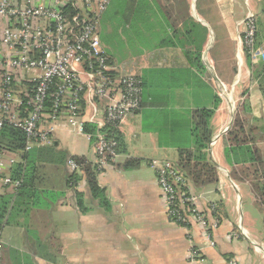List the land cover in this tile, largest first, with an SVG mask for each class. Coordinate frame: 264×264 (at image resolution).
<instances>
[{"label":"crops","instance_id":"1","mask_svg":"<svg viewBox=\"0 0 264 264\" xmlns=\"http://www.w3.org/2000/svg\"><path fill=\"white\" fill-rule=\"evenodd\" d=\"M249 14L264 33V0H112L99 19L102 48L116 78L135 76L142 85L140 109L118 129L123 150L97 175V196L81 171L75 187L68 184L67 160L94 164L96 155L92 136L64 118L51 145L24 151L26 161L11 153V172L21 164L26 177L17 190L0 186L1 264H264L263 233L241 207L250 188L230 178L220 136L223 92L232 83L236 89L245 74L241 43ZM5 25L0 21V31ZM259 43L264 53V36ZM31 90L25 72L16 76L20 98ZM214 98L211 140L220 137L210 140L207 153L218 168L217 183L193 190L197 207L218 222L210 247L193 220L177 224L167 217L149 163L175 166L179 133L187 135L193 113L210 109ZM132 160L138 163L128 167Z\"/></svg>","mask_w":264,"mask_h":264},{"label":"built area","instance_id":"2","mask_svg":"<svg viewBox=\"0 0 264 264\" xmlns=\"http://www.w3.org/2000/svg\"><path fill=\"white\" fill-rule=\"evenodd\" d=\"M111 1L0 0V21L7 22L0 31V129L9 124L20 130L26 138L25 152L34 146L51 145L56 123L64 118L79 132L84 122L95 125L94 166L98 171L116 158V142L105 131L118 129L139 109L142 89L135 76L113 75L102 48L98 20ZM66 8L76 13L70 16ZM244 25L243 48L264 61L263 51L254 48V16L249 14ZM23 72L33 88L20 98L15 91L16 76ZM81 112L86 114L83 121ZM15 163V156L0 149V186L20 187L21 182L11 176ZM149 165L156 172L167 217L177 224L193 220L204 241L213 247L218 222L197 207L199 197L185 177L167 161H151ZM67 167L71 174L79 171L70 159ZM1 256L0 231V264Z\"/></svg>","mask_w":264,"mask_h":264},{"label":"trees","instance_id":"3","mask_svg":"<svg viewBox=\"0 0 264 264\" xmlns=\"http://www.w3.org/2000/svg\"><path fill=\"white\" fill-rule=\"evenodd\" d=\"M66 12L70 14V16L76 13L75 10L67 8ZM256 27L257 32L255 35L254 48L257 50L260 48L259 38L261 39L264 33L261 32V26L258 27L257 20ZM243 51L245 63L250 69L251 75H256V71H253V61L257 60V57L252 56L245 48H243ZM254 57L255 59H253ZM107 62H109V59ZM256 62L258 64L257 66H264V61ZM195 63L199 66L198 59ZM261 73L264 74V71H261ZM113 79L116 80L114 76ZM257 79L258 76L256 77V80ZM31 86L33 88V84H31ZM140 86L142 89L141 83ZM218 103L219 100L214 98L210 109L196 110L193 113V127L190 129L188 128L187 135L182 133L181 130L179 133V145H177L178 160L175 164V168L185 177L192 190H199L217 183L218 168L207 154V148L212 137L210 119ZM118 129L111 128L105 131L108 138L115 140L117 154L121 153L123 150V143ZM82 131L85 134L91 135L93 138L96 127L93 124L86 123ZM261 135L264 136V132H259L258 128H256L249 119L242 118L241 114L238 113L233 118L227 133L222 136V144L224 145V158L230 168L229 176L232 180L248 184L254 197V203L262 215V232L264 234V154L259 148V143L264 142V137ZM25 143L26 138L24 134L13 126L4 124L0 129V149L9 154L12 153L13 155L20 156L22 161L27 160V154L24 153ZM69 159L74 161L79 167V172L81 171L83 174L92 195H99L101 191L98 188L96 177L100 174V171L96 169L94 164L87 162L83 157H70ZM137 163V160H132L128 161L126 165L131 167ZM11 176L12 179L20 181V187H23L26 169L21 164H17L15 170L11 172ZM79 179L78 174H72L68 177V184L70 187H75ZM215 212L216 210L214 209L212 215H214Z\"/></svg>","mask_w":264,"mask_h":264},{"label":"rangeland","instance_id":"4","mask_svg":"<svg viewBox=\"0 0 264 264\" xmlns=\"http://www.w3.org/2000/svg\"><path fill=\"white\" fill-rule=\"evenodd\" d=\"M259 26L260 24H258V27ZM98 32H99V24H98ZM257 65L258 64L253 65L254 67L253 71H256V75L254 74L251 75V73L248 74L247 71H250V69L246 65V68L244 67L243 69L245 74H243L244 76L242 82H239L237 84L238 87L234 89V86L236 85L232 83L227 85V88L224 90L223 103H225V105L223 104L224 105L223 112L225 115V121L220 136H223L224 134L227 133V130L232 124L233 118L238 113L241 114L242 118L249 119L250 122L256 128H258L259 132H264V76H263L264 74L261 73V71H264V66H257ZM125 74H133V73L127 71V73ZM255 76L256 77L258 76L257 80ZM229 124L230 126H228ZM220 136L216 138H212L211 141L219 140ZM259 148L264 154V142L259 143ZM246 192L248 194H244V196L242 197L241 207L243 210L248 212L249 216L246 219H248L251 222L252 228L257 232L263 233L261 212L259 211L258 207L255 205L251 193L248 191ZM243 226L244 227L246 226L245 219ZM259 235L260 237H262L260 238L261 240L258 242L259 247L264 249L263 247L264 245H261L264 244V234H259Z\"/></svg>","mask_w":264,"mask_h":264},{"label":"bare ground","instance_id":"5","mask_svg":"<svg viewBox=\"0 0 264 264\" xmlns=\"http://www.w3.org/2000/svg\"><path fill=\"white\" fill-rule=\"evenodd\" d=\"M231 106H232V105H231ZM230 112H231V111H230ZM253 242H254V241H253ZM255 246H256V245H255ZM259 248H260V247H259ZM259 248H258V249H259Z\"/></svg>","mask_w":264,"mask_h":264},{"label":"water","instance_id":"6","mask_svg":"<svg viewBox=\"0 0 264 264\" xmlns=\"http://www.w3.org/2000/svg\"><path fill=\"white\" fill-rule=\"evenodd\" d=\"M228 126H230V124Z\"/></svg>","mask_w":264,"mask_h":264}]
</instances>
